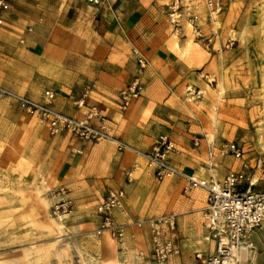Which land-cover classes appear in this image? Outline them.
<instances>
[{"label":"rangeland","instance_id":"obj_1","mask_svg":"<svg viewBox=\"0 0 264 264\" xmlns=\"http://www.w3.org/2000/svg\"><path fill=\"white\" fill-rule=\"evenodd\" d=\"M166 7L169 49L176 55L179 65L177 79L166 88L181 110L197 117L190 136L192 147L196 148L195 156L210 169L209 145L214 144L217 164L213 170L219 178L225 175L220 174L221 170L241 169L244 163L252 169L250 166L256 165L260 158L264 160V148L260 144V137L264 135V0H167ZM24 77L17 73L11 78L20 85L19 80ZM0 85L38 101L44 99L48 89L38 91L39 96H35L25 87L5 86L1 80ZM134 101L122 109L120 99L118 108L126 112ZM91 106L99 107L97 104ZM87 114L78 118H85ZM105 116L110 119L108 114ZM93 123H96L95 119ZM107 130L110 137L86 141L110 140L119 151L126 149L140 156L141 160L135 163L137 169H151L143 152L135 151L119 140L108 125ZM73 138L84 140L69 131L52 134L49 123L38 115L27 113L16 98L0 99V197L11 198L13 209L0 225V258L5 264H43V260H35L36 256H31L32 262L25 263L23 253L52 240L59 247L71 245L68 258L72 264H97L107 256L108 250L101 246L104 232H99V206L107 188L121 187L105 179L59 177L60 164L67 157V147L73 144ZM196 139L200 140L198 145ZM228 140L241 145L244 149L242 158L221 155L220 148ZM175 167L183 173L198 175ZM176 178L183 179L186 184L181 174L163 179L168 182ZM193 191L200 201L201 226L184 232L188 244L182 246L178 230L181 253L171 258L174 263L169 261L167 264H191L193 258L199 264L195 252L213 249L214 242L209 237L203 213L207 191L201 187L188 192L185 187L183 189L184 194ZM43 198L49 200L53 216H62L65 224L62 231H41L32 224L31 218L21 217L24 208L39 207ZM63 203L65 207L55 213L56 206ZM7 207L0 205V211ZM114 214L124 234L109 232L115 238L122 264H155L151 259V220L170 212L134 219L131 215L127 217L125 203L123 209L115 208ZM49 260L55 264L57 258L52 256ZM244 260L248 264H264V230L257 231L254 246Z\"/></svg>","mask_w":264,"mask_h":264},{"label":"crops","instance_id":"obj_2","mask_svg":"<svg viewBox=\"0 0 264 264\" xmlns=\"http://www.w3.org/2000/svg\"><path fill=\"white\" fill-rule=\"evenodd\" d=\"M166 1L9 0L0 26V80L5 86L25 87L35 96L44 88L56 89L53 106L74 117L99 105L110 117H106L108 128L141 153L151 150L160 134H168L175 145L168 152L174 166L199 176L213 174L195 156L190 142L196 115L181 110L166 88L177 79L179 66L169 49ZM134 48L146 57L144 68ZM17 73L29 77L21 78L19 85L11 78ZM137 77L143 83L142 96L123 112L118 108L119 91ZM86 90L87 105L78 106L76 101ZM72 142L59 167L61 179L114 181L126 191L127 217L170 212L177 221L181 246L188 244L184 232L201 226V206L194 191L183 193V179L166 182L151 169H137L140 156L119 151L110 140L90 143L73 138ZM191 264H196L194 258Z\"/></svg>","mask_w":264,"mask_h":264},{"label":"built area","instance_id":"obj_3","mask_svg":"<svg viewBox=\"0 0 264 264\" xmlns=\"http://www.w3.org/2000/svg\"><path fill=\"white\" fill-rule=\"evenodd\" d=\"M9 8V0H0V26L5 22V12ZM133 52L137 55L140 67L144 68L147 65L146 57L138 48H134ZM142 91L143 83L140 77L122 88L121 108L126 109L133 99L142 95ZM87 94L88 90L76 101L78 106L85 105ZM55 96L56 91L48 88L45 90L44 99L38 101L0 85V99L16 98L27 113L38 115L47 121L52 134L69 131L84 140L110 137L106 116L98 106H91L85 118H78L56 109L53 106ZM93 119L96 123H93ZM199 143L200 140L196 139L195 144ZM174 147L171 137L163 133L155 140L151 150L143 152V155L148 167L154 171L158 179L181 174L186 180L185 191L197 187L207 191L203 213L209 237L214 245L211 251H196L195 259L199 264H248L241 256V248L245 245L253 248L255 234L259 230H264V176L261 175L264 173V160L260 158L256 165L250 166L252 169L247 168V163H244L241 169H229L222 178L214 173L209 176L191 175L183 173L169 161L168 152ZM220 153L222 156L234 155L242 158L244 149L238 142L228 140L221 146ZM209 155V167L213 170L217 164L214 144L209 145ZM128 180L131 181L130 176ZM125 197L126 191L123 187L107 188L99 206L101 216L99 232L107 229L119 235L124 234L123 227L115 221L114 209L124 208ZM60 207H65V203L56 206L55 213L61 211ZM151 224L153 241L151 259L155 264H167L173 256L181 253L177 221L174 215L168 214L153 218Z\"/></svg>","mask_w":264,"mask_h":264},{"label":"bare ground","instance_id":"obj_4","mask_svg":"<svg viewBox=\"0 0 264 264\" xmlns=\"http://www.w3.org/2000/svg\"><path fill=\"white\" fill-rule=\"evenodd\" d=\"M217 22L218 21H216V23ZM221 89H223L222 86ZM211 135L212 137L215 136L213 131ZM260 144L264 148V135L260 137ZM0 205L8 206L5 211H0V225H2L5 221L6 216L9 215V213L13 210L11 209L12 207L11 198L0 197ZM22 206H24V202ZM21 217L23 219L28 217L31 218L32 224L35 227L41 229V231L43 230H51L55 232L62 231L65 225L63 223L62 216L59 217L53 216V214L50 211V202L45 198L40 200L39 207H34V208L28 207L27 209L24 208ZM102 232L104 233L102 235L101 246L108 250V254L107 256L101 258V260L97 264H122V262L120 261V256L118 254V249L116 246L117 243L115 241L114 236L107 229H105ZM71 250H72L71 245L69 243H67L64 247H59L57 243L52 240L44 245L35 247L32 250H25L22 259L24 260L25 263H29V261L32 262L31 256H36L34 257L36 258L35 259L36 261L43 260V264L44 261H46V264H52L49 262L50 261L49 258L52 256H56L57 261L55 264H72V261L68 258L71 255ZM249 253H250L249 245H245L241 248L242 257L248 256ZM0 264H5V261H3V259L1 258H0Z\"/></svg>","mask_w":264,"mask_h":264}]
</instances>
